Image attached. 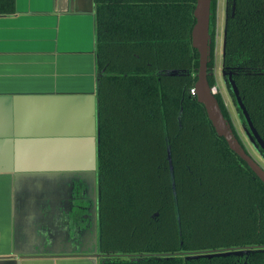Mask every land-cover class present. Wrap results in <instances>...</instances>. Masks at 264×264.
Listing matches in <instances>:
<instances>
[{"label":"trees","instance_id":"obj_1","mask_svg":"<svg viewBox=\"0 0 264 264\" xmlns=\"http://www.w3.org/2000/svg\"><path fill=\"white\" fill-rule=\"evenodd\" d=\"M14 1L0 0V13H12ZM228 2L224 68L264 139V0ZM195 4L94 0L101 264H264V183L191 94L199 68L191 44ZM211 10L210 73L216 0ZM247 248L263 249L191 258Z\"/></svg>","mask_w":264,"mask_h":264},{"label":"crops","instance_id":"obj_2","mask_svg":"<svg viewBox=\"0 0 264 264\" xmlns=\"http://www.w3.org/2000/svg\"><path fill=\"white\" fill-rule=\"evenodd\" d=\"M98 77L94 0H15L0 13V264H101L63 249L61 178H15L79 168L98 137Z\"/></svg>","mask_w":264,"mask_h":264},{"label":"water","instance_id":"obj_3","mask_svg":"<svg viewBox=\"0 0 264 264\" xmlns=\"http://www.w3.org/2000/svg\"><path fill=\"white\" fill-rule=\"evenodd\" d=\"M195 9H194V19L195 24L192 28L191 32V44L194 50H196L199 54V68L197 73V82L195 84V96L197 101L204 106L205 111L207 113L208 119L211 122L216 134L218 137L225 139L229 148L239 157L241 158L249 168L256 174V176L264 183V168L261 164L254 159V157L247 152L245 147L242 146L238 138L236 137L232 125L230 122L225 118L220 104L216 98V96L211 91V85L209 82V63L211 62V43L212 37L210 35V28H211V13H212V0H195ZM228 7V6H227ZM228 10V8H227ZM233 14L235 12V1L232 7ZM224 49H225V38H224ZM225 70V68H224ZM225 77L227 81V85L229 84L234 98L237 103L238 109L241 111L245 121L243 122L247 134L252 142L253 146L256 150L261 153L264 151V139L260 136L257 129L254 126L252 118L244 104V100L240 94V90L234 78V73L227 72L225 70ZM93 143H92V151L87 153V157L82 160L76 159V164L80 166L82 164H87L88 168L83 169L79 166L76 170H72V173L76 174H85L89 170H93L96 168L97 165V138H96V129L93 132ZM71 160H69L70 162ZM39 169L33 170L31 174L26 176H20L18 174L15 175L16 181L19 177H73L72 175H61V176H52L47 174H37ZM86 171V172H84ZM89 173V172H88ZM17 182H16V192L17 190ZM98 246L94 249L93 252H88L87 254L91 255L93 258L97 259L102 257L101 253H97ZM251 252V249H242V250H229L224 252H215V253H205V254H196L192 255L191 258H225L231 256H244L248 255ZM14 257L24 258V257H34L33 254L31 255H15Z\"/></svg>","mask_w":264,"mask_h":264},{"label":"flooded vegetation","instance_id":"obj_4","mask_svg":"<svg viewBox=\"0 0 264 264\" xmlns=\"http://www.w3.org/2000/svg\"><path fill=\"white\" fill-rule=\"evenodd\" d=\"M88 172L82 175L72 173L75 175L73 177H62L56 190L60 202V215L65 226L62 246L64 250L73 252L72 255H81L85 251L91 253L96 246L97 253H101L98 158L96 168ZM259 249L263 248H252L251 251Z\"/></svg>","mask_w":264,"mask_h":264},{"label":"rangeland","instance_id":"obj_5","mask_svg":"<svg viewBox=\"0 0 264 264\" xmlns=\"http://www.w3.org/2000/svg\"><path fill=\"white\" fill-rule=\"evenodd\" d=\"M227 6H229L228 0H216L215 11V38H214V68L212 69L210 76L214 78L215 83L213 86L219 88L220 97L223 101V106L229 114V122L239 136L245 149L250 153L256 161H258L264 168V161L260 153L253 146L250 138L247 134L245 126L239 117V114L233 104L232 97L228 90V85L225 77L224 70V38H225V22L227 19Z\"/></svg>","mask_w":264,"mask_h":264},{"label":"built area","instance_id":"obj_6","mask_svg":"<svg viewBox=\"0 0 264 264\" xmlns=\"http://www.w3.org/2000/svg\"><path fill=\"white\" fill-rule=\"evenodd\" d=\"M211 91H212V93H213L215 96H218V95L220 94V92H219V88H218L217 86H211ZM191 94H192V95H195V94H196L194 88L191 90Z\"/></svg>","mask_w":264,"mask_h":264}]
</instances>
